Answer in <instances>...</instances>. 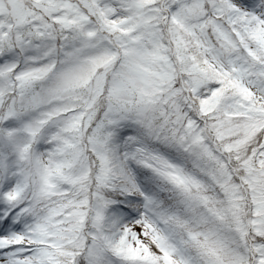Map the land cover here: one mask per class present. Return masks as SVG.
<instances>
[{
    "label": "snow or ice",
    "instance_id": "snow-or-ice-1",
    "mask_svg": "<svg viewBox=\"0 0 264 264\" xmlns=\"http://www.w3.org/2000/svg\"><path fill=\"white\" fill-rule=\"evenodd\" d=\"M0 264H264V0H0Z\"/></svg>",
    "mask_w": 264,
    "mask_h": 264
}]
</instances>
